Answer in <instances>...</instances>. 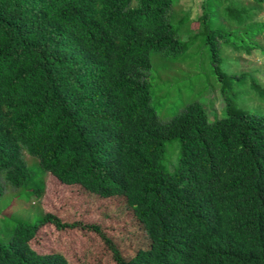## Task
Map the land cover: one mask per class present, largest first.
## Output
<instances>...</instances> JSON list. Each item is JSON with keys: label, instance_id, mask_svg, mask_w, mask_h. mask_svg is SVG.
<instances>
[{"label": "trees", "instance_id": "obj_1", "mask_svg": "<svg viewBox=\"0 0 264 264\" xmlns=\"http://www.w3.org/2000/svg\"><path fill=\"white\" fill-rule=\"evenodd\" d=\"M174 4L0 0V198L5 183L33 181L24 150L47 174L42 219L0 242V264H264V112L230 100L229 86L252 81L264 101V85L217 65L222 115L194 101L164 121L152 55L209 30L214 53L230 39L203 5L182 40L191 12L173 24ZM225 14L233 27L252 21L244 7Z\"/></svg>", "mask_w": 264, "mask_h": 264}, {"label": "rangeland", "instance_id": "obj_2", "mask_svg": "<svg viewBox=\"0 0 264 264\" xmlns=\"http://www.w3.org/2000/svg\"><path fill=\"white\" fill-rule=\"evenodd\" d=\"M203 5L205 8L203 10L207 11L209 25H212L213 29L225 31L230 39L227 41L224 38H216L217 53H214L211 42L214 38L209 30L205 38L194 42L182 53L152 55L153 66L150 74L154 91L152 105L157 107L164 121L170 119L176 104L183 106L194 101L208 107L211 119L216 114L222 115L225 109L224 96L221 93L224 77L218 73L217 65L230 77V82L233 81L231 78H237L246 71L255 75L259 83L264 85V0H175L171 11L175 16L172 20L173 24L184 12H191V17L181 33L182 40L192 34L188 35L186 31L190 30ZM230 5L234 8L244 7L250 10L252 21L241 27H233L225 14V9ZM251 83L252 81L244 85L231 83L229 86L234 93L230 91L232 94L230 100L238 102L243 108L263 109L264 112V101L256 91L252 90ZM169 155L172 157L171 162L177 161L174 154ZM23 156L33 181L21 188L4 184V193L0 198V242L4 244L10 240L17 224L31 225L43 217L37 189L44 187L47 174L37 157L27 150H24ZM48 188V201H51L54 207H58L57 194H60V191L56 182L50 179ZM46 231L49 236L52 230L48 228Z\"/></svg>", "mask_w": 264, "mask_h": 264}]
</instances>
